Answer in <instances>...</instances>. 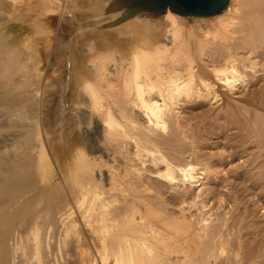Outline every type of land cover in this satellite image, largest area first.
<instances>
[{
    "label": "bare ground",
    "instance_id": "1",
    "mask_svg": "<svg viewBox=\"0 0 264 264\" xmlns=\"http://www.w3.org/2000/svg\"><path fill=\"white\" fill-rule=\"evenodd\" d=\"M259 209L264 0H0V264H264Z\"/></svg>",
    "mask_w": 264,
    "mask_h": 264
},
{
    "label": "water",
    "instance_id": "2",
    "mask_svg": "<svg viewBox=\"0 0 264 264\" xmlns=\"http://www.w3.org/2000/svg\"><path fill=\"white\" fill-rule=\"evenodd\" d=\"M124 5L139 11H151L154 17L170 8L184 16L211 17L221 14L230 0H123Z\"/></svg>",
    "mask_w": 264,
    "mask_h": 264
},
{
    "label": "rangeland",
    "instance_id": "3",
    "mask_svg": "<svg viewBox=\"0 0 264 264\" xmlns=\"http://www.w3.org/2000/svg\"><path fill=\"white\" fill-rule=\"evenodd\" d=\"M236 163H238V162H236ZM248 198H250V197H248ZM252 199H253V197H252ZM252 199H250L249 200V203L250 204H253L254 205V201L252 200ZM253 201V202H252ZM256 201V200H255ZM256 207V206H255ZM230 208V207H229ZM257 208H258V206H257ZM261 209H259V211H260ZM261 212V213H260ZM259 212V217H261V220H263V223H261L262 224V226H264V209H262L261 211ZM260 219V218H259Z\"/></svg>",
    "mask_w": 264,
    "mask_h": 264
}]
</instances>
